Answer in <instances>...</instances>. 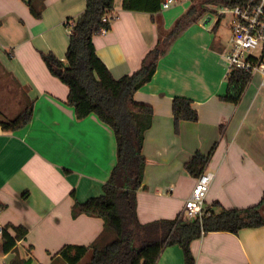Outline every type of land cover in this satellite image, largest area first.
<instances>
[{"label": "crops", "instance_id": "1", "mask_svg": "<svg viewBox=\"0 0 264 264\" xmlns=\"http://www.w3.org/2000/svg\"><path fill=\"white\" fill-rule=\"evenodd\" d=\"M29 2L0 0L2 118L9 120L33 104L27 126L0 128V225L28 229L8 253L0 234V264H10L16 255L31 259L30 264H67L57 254L62 247L91 245L104 229L103 219L74 217L72 210L76 201L103 194L117 162L116 139L97 115L76 117L67 102L69 87L42 57L53 53L67 63L72 28L66 23L84 13L86 0H37L41 18L33 15ZM194 3L177 0L153 20L152 14L124 10L123 0H115L111 30L93 40L98 56L115 78L132 74L161 33L171 30ZM215 4H208L210 10L183 30L160 58L152 80L135 94L137 102L154 109L143 145L148 163L138 191L142 223L181 215L197 179L185 165L197 151L210 155L206 169L215 175L207 207L218 201L225 208H245L263 197L264 89L256 80L240 104L221 100L228 87L226 54L232 33L230 44L220 38L221 22L216 24L223 18L213 10ZM176 96L191 99L199 114L197 122L182 121L179 133L173 116ZM191 249L196 264H264V226L237 234L210 232L193 241ZM157 264H185L183 249L165 248Z\"/></svg>", "mask_w": 264, "mask_h": 264}, {"label": "trees", "instance_id": "2", "mask_svg": "<svg viewBox=\"0 0 264 264\" xmlns=\"http://www.w3.org/2000/svg\"><path fill=\"white\" fill-rule=\"evenodd\" d=\"M37 0L28 3L33 15L41 18L36 8ZM203 0L194 3L180 16L171 30L163 32L143 59L141 67L132 74L115 78L98 56L94 37L103 29L112 28L115 19V0H86L84 13L75 20L67 21L72 28L67 63L53 53H43L50 71L69 87L67 102L80 120L91 114L111 127L117 146V162L103 194L75 202L73 216L85 214L104 220V229L91 245H65L57 253L67 264H79L90 253L86 264H157L165 248L178 245L183 249L185 264H196L191 244L210 232L237 234L245 228L264 226V194L255 205L245 208H225L218 201L207 207L208 213L201 219H159L147 223L139 220L137 213L138 191L143 186L145 167L148 163L143 154L145 134L153 123L154 109L149 104L135 100L136 92L150 82L157 70L159 60L189 24L201 19L209 9ZM163 0H123V9L146 12L154 16L162 11ZM105 18L107 21H104ZM110 18L112 20L110 21ZM219 20L216 26H219ZM227 92L221 100L240 104L250 83V74L232 70L227 75ZM175 131L179 133L182 121L197 122L199 114L193 101L176 96L173 99ZM0 110V128L16 131L27 126L33 117V104H28L12 119L4 120ZM221 127V134L224 133ZM210 155L197 151L185 168L193 177H199L208 165ZM217 208V210H216ZM2 234L3 250L8 253L17 249L18 242L28 234L23 225L9 223ZM11 229L13 233L8 231ZM16 255L10 264H30Z\"/></svg>", "mask_w": 264, "mask_h": 264}, {"label": "built area", "instance_id": "3", "mask_svg": "<svg viewBox=\"0 0 264 264\" xmlns=\"http://www.w3.org/2000/svg\"><path fill=\"white\" fill-rule=\"evenodd\" d=\"M176 2L177 0H163L161 8L167 10ZM213 10L219 17L230 18L232 36L230 49L226 54L228 72H248L249 84L258 80L259 86L264 89V0H221L214 5ZM107 19L109 20L105 18L104 21ZM102 31L108 32L107 29ZM214 176L213 172L206 169L197 177L193 191L185 201L180 215L182 219H201L208 213L206 199ZM4 229V225H0L1 235Z\"/></svg>", "mask_w": 264, "mask_h": 264}, {"label": "rangeland", "instance_id": "4", "mask_svg": "<svg viewBox=\"0 0 264 264\" xmlns=\"http://www.w3.org/2000/svg\"><path fill=\"white\" fill-rule=\"evenodd\" d=\"M180 1H184V0H180ZM202 0H195V3H199L201 2ZM190 2V0H187V3ZM208 4H211V1L210 2H207V4L205 5V7H207ZM173 7V6H172ZM208 8V7H207ZM210 10V9H209ZM210 16L213 18L212 21H210L209 25L211 23H213L214 21V18H215V15L212 13L210 14ZM229 21H230V18L229 17H225L222 19L221 21V25H220V38H222L227 44H230L228 43L229 42V39H230V34H231V28H230V25H229ZM230 46V45H228ZM18 105V104H17ZM20 107L17 106V110L19 109ZM18 114V113H17ZM16 114V115H17ZM15 115V116H16ZM13 117H10V119H12ZM90 256L91 255H86V257L84 258L83 260V264H86L89 259H90Z\"/></svg>", "mask_w": 264, "mask_h": 264}]
</instances>
